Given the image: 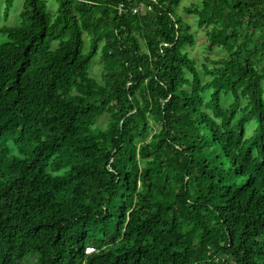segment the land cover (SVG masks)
Returning <instances> with one entry per match:
<instances>
[{
	"label": "trees",
	"instance_id": "trees-1",
	"mask_svg": "<svg viewBox=\"0 0 264 264\" xmlns=\"http://www.w3.org/2000/svg\"><path fill=\"white\" fill-rule=\"evenodd\" d=\"M58 2L0 27V264H264V0L184 8L203 75L181 0Z\"/></svg>",
	"mask_w": 264,
	"mask_h": 264
},
{
	"label": "rangeland",
	"instance_id": "rangeland-1",
	"mask_svg": "<svg viewBox=\"0 0 264 264\" xmlns=\"http://www.w3.org/2000/svg\"><path fill=\"white\" fill-rule=\"evenodd\" d=\"M47 5V11L52 14L56 15L59 9V2L58 0H44ZM202 0H181L180 6L177 9V12L182 16V18L190 25L191 31L195 34L196 40L193 46H188L187 51L189 52L190 56L197 60V66L199 71L203 75L202 71V64L206 62V57L210 56L213 58H222L226 56V52L220 48H215L212 51L207 50V37L205 34L204 28H199L198 20L195 15L187 14L184 12V8L189 7L193 3H201ZM24 0H14L13 7L10 9L8 15L5 14V2L4 0L0 1V27L2 26H19L21 22L20 13L23 9ZM86 40V49L89 48V41L88 36L85 35ZM8 41L7 36L0 33V44H4ZM91 76L96 78L97 80H101L102 74V63L100 57L97 56L93 60L92 67L90 69ZM208 77L203 76V81H206ZM233 96L231 94L227 96H223L222 98V106L223 108H228L229 105L233 102ZM109 116L103 115L98 119L99 126H105L108 121ZM153 125V124H152ZM153 127H155L153 125ZM248 132L251 133L253 131L252 124L247 128ZM155 131V130H154ZM153 134V131L151 135ZM151 136H148L146 140H149ZM32 261V259H30Z\"/></svg>",
	"mask_w": 264,
	"mask_h": 264
},
{
	"label": "built area",
	"instance_id": "built-area-1",
	"mask_svg": "<svg viewBox=\"0 0 264 264\" xmlns=\"http://www.w3.org/2000/svg\"><path fill=\"white\" fill-rule=\"evenodd\" d=\"M140 10H144V11H145V10H151V7H150V6H146L145 3H141L138 7H134V9H133V13L136 14V13H138ZM88 251H89V252H94V251H96V250H95L94 247L91 246V247L88 248Z\"/></svg>",
	"mask_w": 264,
	"mask_h": 264
}]
</instances>
